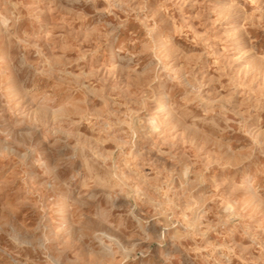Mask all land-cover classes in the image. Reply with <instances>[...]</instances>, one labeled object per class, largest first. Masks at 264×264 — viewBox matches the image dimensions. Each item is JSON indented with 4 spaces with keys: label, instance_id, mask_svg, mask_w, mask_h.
<instances>
[{
    "label": "rangeland",
    "instance_id": "1",
    "mask_svg": "<svg viewBox=\"0 0 264 264\" xmlns=\"http://www.w3.org/2000/svg\"><path fill=\"white\" fill-rule=\"evenodd\" d=\"M0 264H264V0H0Z\"/></svg>",
    "mask_w": 264,
    "mask_h": 264
},
{
    "label": "bare ground",
    "instance_id": "2",
    "mask_svg": "<svg viewBox=\"0 0 264 264\" xmlns=\"http://www.w3.org/2000/svg\"><path fill=\"white\" fill-rule=\"evenodd\" d=\"M58 109V108H57Z\"/></svg>",
    "mask_w": 264,
    "mask_h": 264
}]
</instances>
